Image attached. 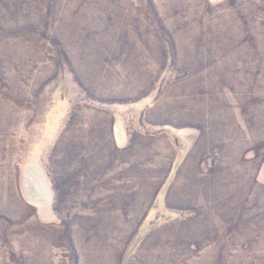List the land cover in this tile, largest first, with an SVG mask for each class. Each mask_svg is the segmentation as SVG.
Segmentation results:
<instances>
[{"label": "rangeland", "instance_id": "374dc122", "mask_svg": "<svg viewBox=\"0 0 264 264\" xmlns=\"http://www.w3.org/2000/svg\"><path fill=\"white\" fill-rule=\"evenodd\" d=\"M0 264H264V0H0Z\"/></svg>", "mask_w": 264, "mask_h": 264}, {"label": "bare ground", "instance_id": "6f19581e", "mask_svg": "<svg viewBox=\"0 0 264 264\" xmlns=\"http://www.w3.org/2000/svg\"><path fill=\"white\" fill-rule=\"evenodd\" d=\"M37 199V198H36Z\"/></svg>", "mask_w": 264, "mask_h": 264}]
</instances>
